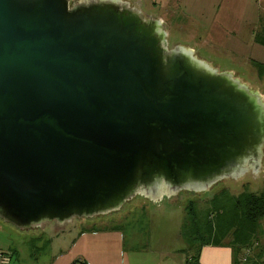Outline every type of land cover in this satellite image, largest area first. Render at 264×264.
<instances>
[{
  "label": "water",
  "instance_id": "1",
  "mask_svg": "<svg viewBox=\"0 0 264 264\" xmlns=\"http://www.w3.org/2000/svg\"><path fill=\"white\" fill-rule=\"evenodd\" d=\"M167 36L132 0H0L2 222L61 228L263 178L264 93Z\"/></svg>",
  "mask_w": 264,
  "mask_h": 264
},
{
  "label": "rangeland",
  "instance_id": "2",
  "mask_svg": "<svg viewBox=\"0 0 264 264\" xmlns=\"http://www.w3.org/2000/svg\"><path fill=\"white\" fill-rule=\"evenodd\" d=\"M139 3L142 11L153 17H164L169 46L188 45L200 58L219 66L220 71H232L247 83L264 93V48L253 42L252 36L260 29L259 13H264V3L256 0H132ZM179 5V8H178ZM175 15L170 20V14ZM162 20V19H161ZM163 21V20H162ZM264 95V94H263ZM264 166V158H263ZM257 182L253 175L241 181H223L207 193L177 195L176 203L167 198L152 203L136 197L114 214L92 220H76L64 227L53 225L44 229L21 231L0 220V264H82L95 252V244L113 256L116 250L111 240L84 243L75 247L81 233H109L119 231L124 237L118 259L125 264L158 263L160 255L170 258L188 255L196 246L188 244L182 228L186 221V205L197 203L200 211L215 209L224 203L223 192L237 196L242 192L264 190V172ZM214 199H217L215 202ZM173 197L169 199L172 201ZM198 210V211H199ZM262 232L252 248L240 249L238 259L242 264L264 263V221ZM232 235L222 239L229 244ZM100 239V237H99ZM74 245V246H73ZM89 246V247H88ZM262 252V254H260ZM158 254V255H156ZM115 254L114 257H117ZM124 257V258H123ZM157 258V259H156ZM116 259V258H115ZM113 259L115 262L116 260ZM156 264V263H155Z\"/></svg>",
  "mask_w": 264,
  "mask_h": 264
},
{
  "label": "trees",
  "instance_id": "3",
  "mask_svg": "<svg viewBox=\"0 0 264 264\" xmlns=\"http://www.w3.org/2000/svg\"><path fill=\"white\" fill-rule=\"evenodd\" d=\"M260 21L261 29L254 35V39L257 45L264 48V19ZM258 67L264 70L260 63ZM221 197L224 199L223 205L215 209L209 207L205 211L197 209V203L188 202L185 207L188 225L182 228V233L191 246L218 247L225 244L222 241L224 237L232 235L228 245L234 252L233 263L242 264L238 259L240 249L253 247L257 235L263 229L264 190L258 193L245 191L237 196L223 192ZM197 256L192 264H197Z\"/></svg>",
  "mask_w": 264,
  "mask_h": 264
},
{
  "label": "crops",
  "instance_id": "4",
  "mask_svg": "<svg viewBox=\"0 0 264 264\" xmlns=\"http://www.w3.org/2000/svg\"><path fill=\"white\" fill-rule=\"evenodd\" d=\"M260 1L261 3H264V0H256L255 2ZM179 8V5H178ZM180 9V8H179ZM264 13H259L256 15L258 17V20L261 16H263ZM175 15L173 13L170 14L169 19H174ZM157 18H160L164 22V17L158 16ZM253 42L255 43L254 35L252 36ZM256 44V43H255ZM257 45V44H256ZM262 64V63H260ZM100 237V239H99ZM93 239H97V241H103L104 239L111 240L113 243V248L116 250V253L113 252V256L108 253L107 251L102 250V245L95 244L92 249L95 250V252L92 254V257H89V260H85L82 264H118V259L121 257L122 253H120L121 247L120 245H123L124 237H122L121 233L119 231L109 232V233H81L79 237L77 238V241L74 243L75 247H78V245H82L84 247V243L88 244L91 243ZM256 242V241H255ZM255 244V243H254ZM73 245V246H74ZM89 247V246H88ZM252 248V247H251ZM242 249V248H241ZM246 249V247H244ZM243 249V250H244ZM115 254H118L117 257H114ZM160 255L158 263L153 262L154 264H190L194 263V258L196 254H198L196 258L197 264H234V252L230 245L224 244L221 246H196L193 248L191 255L186 253L182 254L180 258H170L166 253H158ZM156 254V255H158ZM116 258V259H115ZM122 258V257H121ZM124 258V257H123ZM113 259L116 261L114 262ZM157 259V258H156ZM121 264H125V261L121 259ZM246 264V263H245Z\"/></svg>",
  "mask_w": 264,
  "mask_h": 264
}]
</instances>
